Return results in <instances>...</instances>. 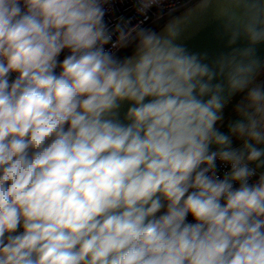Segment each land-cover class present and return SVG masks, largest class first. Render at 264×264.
I'll use <instances>...</instances> for the list:
<instances>
[{
	"label": "clouds",
	"instance_id": "clouds-1",
	"mask_svg": "<svg viewBox=\"0 0 264 264\" xmlns=\"http://www.w3.org/2000/svg\"><path fill=\"white\" fill-rule=\"evenodd\" d=\"M111 2L0 0V264H264V0L212 64L176 43L209 0Z\"/></svg>",
	"mask_w": 264,
	"mask_h": 264
},
{
	"label": "water",
	"instance_id": "water-1",
	"mask_svg": "<svg viewBox=\"0 0 264 264\" xmlns=\"http://www.w3.org/2000/svg\"><path fill=\"white\" fill-rule=\"evenodd\" d=\"M224 0H209L204 9H195L187 21L180 26V32L176 43L183 45L188 51L205 54L207 62L212 64L221 56L227 55L234 50H242L249 47L246 37H239L234 43H229L231 33L226 30L224 18L221 15V7ZM194 3L189 8L195 7ZM254 47L253 58L258 61L257 72L264 67V42ZM236 94L225 93V104ZM225 130V129H221Z\"/></svg>",
	"mask_w": 264,
	"mask_h": 264
},
{
	"label": "built area",
	"instance_id": "built-area-1",
	"mask_svg": "<svg viewBox=\"0 0 264 264\" xmlns=\"http://www.w3.org/2000/svg\"><path fill=\"white\" fill-rule=\"evenodd\" d=\"M135 2L136 0H112V2L107 6L108 12L105 17L109 26L114 25L121 17L124 19H130L133 24L141 20L142 17L137 14L134 7ZM194 3H196V0H163V8L164 11L167 12L171 6H175L179 9V12H181ZM156 12L157 8L152 7L149 9L148 15L150 17H154ZM149 23H151V21H149ZM161 24H163V21H161Z\"/></svg>",
	"mask_w": 264,
	"mask_h": 264
},
{
	"label": "rangeland",
	"instance_id": "rangeland-1",
	"mask_svg": "<svg viewBox=\"0 0 264 264\" xmlns=\"http://www.w3.org/2000/svg\"><path fill=\"white\" fill-rule=\"evenodd\" d=\"M257 73H259V74H261L259 77H258V79H260V78H262V77H264V71L261 69L260 71H258ZM240 96L239 95H235L231 100H233L232 101V103H231V105H229V103H226V107H225V109H224V113H225V121H227V119L229 118V117H231L232 116V114H233V106L240 100ZM225 123H227V122H225Z\"/></svg>",
	"mask_w": 264,
	"mask_h": 264
},
{
	"label": "crops",
	"instance_id": "crops-1",
	"mask_svg": "<svg viewBox=\"0 0 264 264\" xmlns=\"http://www.w3.org/2000/svg\"><path fill=\"white\" fill-rule=\"evenodd\" d=\"M262 78H264V77H262ZM232 101H233V100H229L227 103H229V105H231ZM233 115H234V112H233L232 116H233ZM232 116H231V117H232ZM229 118H230V117H229ZM229 118H228V119H229ZM228 119H227V121H228ZM227 121H225V122H227Z\"/></svg>",
	"mask_w": 264,
	"mask_h": 264
},
{
	"label": "trees",
	"instance_id": "trees-1",
	"mask_svg": "<svg viewBox=\"0 0 264 264\" xmlns=\"http://www.w3.org/2000/svg\"><path fill=\"white\" fill-rule=\"evenodd\" d=\"M262 70L264 71V67L262 68Z\"/></svg>",
	"mask_w": 264,
	"mask_h": 264
}]
</instances>
